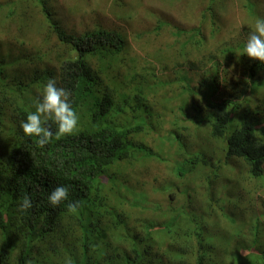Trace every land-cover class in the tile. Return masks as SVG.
Here are the masks:
<instances>
[{"label": "trees", "instance_id": "obj_1", "mask_svg": "<svg viewBox=\"0 0 264 264\" xmlns=\"http://www.w3.org/2000/svg\"><path fill=\"white\" fill-rule=\"evenodd\" d=\"M211 2L203 13L204 18L209 11L208 34L202 26L188 25L185 31L168 20L166 26L160 22L157 28L137 34L135 40H152L154 30L166 28L168 37L173 38L167 50L177 60L171 63L170 71L177 74L174 81L168 79L172 83L162 79L157 68L152 71L139 65L137 69L134 53L130 54V63H123V55L129 53L132 44L122 30L101 26L85 32L69 30L48 7L44 10L51 29L44 40L31 43V49L11 45L13 39L2 45L0 264H30L35 254L43 251L51 256L52 252L66 249L75 253L67 246L72 243L79 244L82 256L69 258V264H82L92 247L100 251L99 260L93 264H264V233L256 213L252 217L254 238L248 246L239 247L242 241H248L240 239V234L238 239L232 237L222 224H238L242 217L241 212L228 210L226 205L231 201L239 203L242 195L254 203L260 199L261 192L248 184L234 198L217 199L215 190L208 189L203 199L198 196L193 208L185 203L191 190L173 201L174 206L161 203L156 211L147 204L134 206L140 215L147 211L159 216V220L153 215L138 219L136 209L131 213L120 211L132 199L121 192L131 187L135 190L134 178L131 181L130 171L125 169L135 168L143 152L145 158L154 153L145 142L149 141L147 136L141 133L152 124L154 115L159 117L155 127L159 137L176 129L185 130L181 134L174 132L183 148L188 128L180 123L182 118L192 121L196 135L214 141L217 148L223 146L228 164H232V158L242 163L244 180L260 181L261 186H257L264 188V67L243 55L255 19L261 18L256 14L258 5L251 0V4L237 8L244 10L241 21L249 26L226 21L217 27L215 1ZM3 8L2 5L0 13ZM12 13L13 10L9 15ZM0 42L3 44V40ZM24 43L23 40L19 45ZM187 62L194 63L191 65L200 74L197 89L187 83L192 80L184 70ZM121 76L126 82L118 80ZM150 77L162 84L146 94L142 84ZM49 79L71 92L70 103L79 124L74 134L59 141L53 138L40 148L36 138L24 136L20 125L35 111V103ZM138 84L141 86L136 92ZM174 84L183 90L170 96ZM158 94H162V101L159 113L154 114L148 102ZM185 98L190 101L178 115L172 105ZM52 130H56L55 125ZM187 152L180 159L176 181L200 165L212 164V156L200 149L191 152L187 147ZM220 168L221 165L217 169ZM229 169L235 172L237 165ZM219 175L193 179L207 183L212 177L215 184ZM58 186L67 187L69 195L53 207L48 197ZM24 196L30 198L33 207L21 214L18 205ZM176 197V192L170 194L171 200ZM69 203H78L75 214L68 212ZM233 205L232 209L239 207ZM86 208H92L88 215ZM207 217L216 223L208 227ZM61 260L66 263L64 258Z\"/></svg>", "mask_w": 264, "mask_h": 264}, {"label": "rangeland", "instance_id": "obj_2", "mask_svg": "<svg viewBox=\"0 0 264 264\" xmlns=\"http://www.w3.org/2000/svg\"><path fill=\"white\" fill-rule=\"evenodd\" d=\"M214 1L215 4L213 5V8H215L218 13L216 23L219 21V24L225 22L222 19L226 16L224 17L222 13L230 17H226V21H230L233 24L241 23L240 15L244 10L240 11L237 8H239L240 5L251 4V0ZM255 1L259 6V17L264 18V0ZM210 4H212L211 0H0V7L2 5L4 7L0 13V40H3V44L0 42V51L4 49L2 48V45L8 40L11 41V39H13L11 45L18 48L22 46L25 47V49H31V43H37L39 40H44L46 36H48L47 32H50L48 29H51L49 28L50 23L45 17L46 13L44 10V7H48L69 30L85 32L87 30H93L99 26L122 30L126 33L125 36L128 37L132 44L129 48V53L123 55V63H127L128 61L130 63V58L132 57L130 54L134 53L133 58H135L134 63L136 64L137 69L139 65L152 68V71L157 68V70L163 74L161 78L164 79L167 73L171 70V67H173L171 63L177 61L175 59L176 55L174 56L171 51L167 50V45H169L168 41L173 40V38L170 39L168 37L167 30L164 27L162 31L158 28L156 29L157 32L156 30L152 32V35H154L152 40H146L145 37H143V41L139 40V38L135 40L137 34L146 29L156 27L160 22L166 26L167 20L174 23V25L184 27V30L188 31V25L194 26L198 24L204 15L205 8L207 9ZM221 9H223L222 13ZM11 10H13V13L9 15ZM206 14L209 15L208 10H206ZM204 26L206 28L204 30H208L209 26L207 24ZM23 40L25 41L24 45H19ZM236 59L237 57L235 60ZM168 63H170L171 66L167 65ZM118 80L125 81L123 76ZM112 81L113 80H111L109 84H112ZM191 82L192 80L187 83ZM160 84L162 83L156 82L151 77L148 78V81L142 84V86L145 87L144 93H150L154 87H157ZM131 86L135 85L132 84ZM139 86L141 85H137L136 92L140 90ZM176 86H178V84L170 87V96L174 95L175 92L183 90L181 86ZM161 101L162 94H158L154 96V99L149 100L148 105L151 106L154 114L156 112L159 113ZM189 101L188 98H185L184 100L174 103L172 105V110L177 112L178 115L181 114V108H185ZM158 119L159 117L154 115L152 124H150L146 130L141 132L147 136L146 138L149 141L144 140L145 142H148V146L152 148L154 152L153 155L149 158H145V152H143L140 154L141 159L138 161L135 168L128 167L129 169H125L130 171V180L132 181L134 178L132 183L135 186V190L133 191V188L131 187L130 189L121 192L124 196H132V199H129L128 203L125 204L126 208L122 207L120 211L125 210L126 212L131 213L132 210L136 209L134 206H142L145 204L154 208L152 209L153 211L158 205L162 204L165 205V207H169L170 205L174 206L172 202L181 199L183 195L185 196V194L189 193V190H191L190 196L192 197H195V194L200 188L201 194L206 192L205 188L216 190L218 187L215 186L212 177L211 181L207 183L201 181L196 182L195 179H193H200L207 175L211 176L213 170H216L220 174V182L229 179L232 181L233 173L227 166L229 159L226 157V151L221 150L223 146L218 145L217 148V144L214 141H211L210 139H202L196 135V126L193 127L192 121L182 118V123H180V125H185L188 129L190 128L189 130L186 129V143L182 141L185 143L186 148H183L180 146V141L175 139L174 132L178 131L181 134L185 130L176 129L170 134L166 133V135L159 137L158 132L155 129L158 125ZM187 147L188 149H191V152H194L195 149L203 150L208 153L209 157L215 153L217 158L216 166L212 167L209 164H206L205 166L200 165L196 170L187 173V176H185L183 180L178 178L176 181L175 175L178 171L177 167L180 166V159H182L184 155L187 156ZM146 159H149L150 161H147ZM220 165L221 168L217 169ZM144 180H147V182ZM242 183L244 184V182L241 181L235 186V188L226 189V193L228 195L237 193L242 186ZM143 191L146 192L147 196ZM172 192H176L178 195L174 200H171L170 198ZM111 197L112 201H115L112 195ZM199 197L200 199L203 198L201 196ZM149 198L152 199L149 200ZM197 198L198 194L196 195V199ZM134 203H136V205H133ZM240 207L244 208L243 204ZM89 209L92 208H86L87 215ZM244 209L246 211L244 216L246 217L243 219V222L240 221L238 224H233L223 221V226L226 227L227 232L232 233V237L238 239L237 234H240V239L248 241V243L242 241L238 244L239 247L250 245L252 237L248 232H252L251 216L254 213L262 212L258 207H255L256 211L248 208ZM137 211L138 210L136 209V212ZM146 212L144 211L141 215H145L148 218H151V215H153V219L159 220V216L153 213L147 214ZM141 215L138 212L136 213L138 219ZM207 218L208 220L206 223L208 224V227H210L209 224L213 226L216 223L211 218ZM244 225H246L247 230ZM229 229H232V232ZM67 246H71L75 250V253L69 249H66L67 251L59 250L57 253L52 252L53 257L50 254L46 255L45 251H43L39 254H35V258L30 261V264H64L65 262H62V260L60 261L61 258L66 260L65 264H69V258L72 260V258H78V255L80 256L78 259L81 258L82 249L79 247V244L72 243ZM236 249L237 248L234 247L233 251L235 252ZM99 258L100 251L98 248L94 251V248L92 247L89 249L88 257L82 264L96 263Z\"/></svg>", "mask_w": 264, "mask_h": 264}, {"label": "clouds", "instance_id": "obj_3", "mask_svg": "<svg viewBox=\"0 0 264 264\" xmlns=\"http://www.w3.org/2000/svg\"><path fill=\"white\" fill-rule=\"evenodd\" d=\"M255 3L256 5H258L256 1ZM222 11L223 9H221V13ZM214 12H215V16L217 19L218 13L215 8H214ZM256 13L259 14V6L256 9ZM222 15L224 17L225 16L229 17L228 15H224L223 13ZM226 17L222 19L225 22H226ZM205 24L209 26L208 30H204L206 29L204 26ZM241 24H242L241 26H249L248 22L246 21L244 22L241 21ZM195 26L196 27L202 26L204 33L208 34V31L210 30V16L207 15L204 18L202 17L199 23L196 24ZM218 26H220L219 21H217V27ZM243 55L247 56L250 60L259 61L260 64H262L264 67V18L255 19L254 25L248 35L245 47L243 49ZM191 64H194V63L187 62L186 64H183L184 67H188V68H184V70H185V73H187L188 76L192 79L191 85L193 86V88L197 89L201 85V78H200V74L196 71L195 66H192ZM181 71L182 70H180V72ZM175 77H177V74L174 73L173 71H170L168 75H166L164 78L167 80L170 79L174 81ZM170 80H168L169 83H172V81ZM70 96H71V92L68 89L63 88V87H57L56 80L49 79L43 87L41 98L38 99L35 103V111L28 114L26 120L23 121L20 125L24 136L30 137V138H36L35 143L37 144V146L40 148H44L46 145H48L53 140V138L59 141L60 139L66 136H70L74 134L78 128L79 117L70 103ZM53 125L56 126L55 131L52 130ZM258 146H259V142H258ZM202 152H205V151L202 150ZM236 159L237 158H232L233 161H235ZM216 161H217V158L214 153L212 155V161H211L212 167L216 166ZM235 164L237 165V170L235 172H232L233 173L232 181L231 179H229V180H224L222 182L219 181L215 183V186L218 187L214 191V193L216 194L215 197L217 199H221L224 197L234 198L235 195L241 194L243 192V189L246 187L244 185L246 184H248L250 188L260 191L261 197L256 203L252 202L250 198H245L244 195H242L241 196L242 200L239 203L231 201L230 202L231 204H227L226 206L229 211H232L235 213L241 212L242 214V217H240L241 222H243V219L246 217L244 216L246 213L244 208H248V209H252L253 211H256L255 207L256 208L258 207V209L262 210V212L256 213V214L260 217L259 224L262 228L261 232L264 233V211H263L264 188L258 187V186H261L260 181L244 180V178L242 177V173L240 172V168L243 167L242 163L239 161H235ZM235 164H233L232 162V164H228L227 166L231 167L232 165L234 166ZM217 173L218 172L216 170H213L211 172V174H217ZM217 177L219 179V176ZM241 181L244 182V184L242 183V186L240 187L237 193L232 194V195H228L226 193V189L235 188V186L239 184ZM205 189L207 192L208 189L207 188ZM217 190H218V194L216 193ZM200 192L201 190H198V192L195 194V197L190 196V198H188L187 202L185 203H187L189 207L193 208L194 205L196 204L194 202L196 199V195L198 193H199L198 196H201L203 198L206 196V192L202 194ZM68 195H69V190L67 187L58 186L51 192V194L48 197V201L51 206L56 207L60 205L63 201H66L68 199ZM233 203L239 205V207L237 209L236 208L232 209V207L234 206ZM242 204L244 208L240 207L242 206ZM78 206H79L78 203H69L67 206L68 212L75 214L78 210ZM32 207L33 205H32L30 198L28 196H24L18 205V212L22 214L28 209H31ZM239 208H241V211ZM254 214L251 216L252 227L255 224L254 222L255 219H252V217H254ZM244 226L247 230L246 225ZM252 227H251V230H252ZM248 233H250L251 237L254 238V234L252 232H248ZM231 234L232 233H230L229 235Z\"/></svg>", "mask_w": 264, "mask_h": 264}]
</instances>
